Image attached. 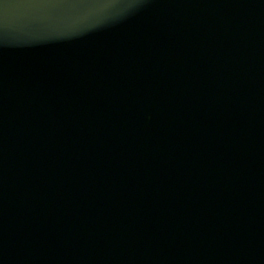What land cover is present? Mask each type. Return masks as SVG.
<instances>
[{"label": "water", "instance_id": "water-1", "mask_svg": "<svg viewBox=\"0 0 264 264\" xmlns=\"http://www.w3.org/2000/svg\"><path fill=\"white\" fill-rule=\"evenodd\" d=\"M0 264H264V0H0Z\"/></svg>", "mask_w": 264, "mask_h": 264}]
</instances>
